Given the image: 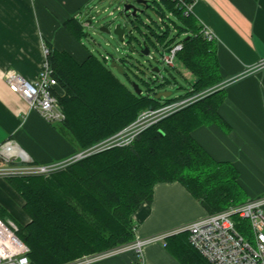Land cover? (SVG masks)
Returning a JSON list of instances; mask_svg holds the SVG:
<instances>
[{
  "label": "trees",
  "instance_id": "obj_1",
  "mask_svg": "<svg viewBox=\"0 0 264 264\" xmlns=\"http://www.w3.org/2000/svg\"><path fill=\"white\" fill-rule=\"evenodd\" d=\"M160 1L159 6L153 0L161 12L165 9L176 16L177 34L168 29L158 35L149 28L150 34L167 44L187 35L179 60L196 79L187 97L214 88L221 81L215 41L203 38V26L194 15L185 18L172 2ZM65 26L77 39L86 35L74 19ZM49 50L58 82L54 94L66 115L62 127L80 151L123 131L142 112L176 102L157 100V92L137 95L94 54L78 63L67 52ZM221 92L167 117L129 147L95 154L49 177L7 179L23 198V211L30 218L27 225H17V236L29 247L32 264H73L131 244L136 240L134 215L143 205L152 204L154 188L160 183L182 184L209 215L245 204L239 172L230 163L216 162L192 137L197 128L220 122ZM0 218L12 221L1 204ZM188 239V233L168 237L181 263L209 264Z\"/></svg>",
  "mask_w": 264,
  "mask_h": 264
},
{
  "label": "crops",
  "instance_id": "obj_2",
  "mask_svg": "<svg viewBox=\"0 0 264 264\" xmlns=\"http://www.w3.org/2000/svg\"><path fill=\"white\" fill-rule=\"evenodd\" d=\"M106 1L0 0V147L14 141L42 165L67 161L80 152L62 124L47 122L11 92L7 74L37 79L45 47L85 62L93 53L65 24L74 19L82 25ZM194 16L216 35L221 81L210 90L222 94L220 122L197 128L192 137L216 162L230 163L239 172L246 202L264 200V0H197ZM195 81L192 75L191 83ZM0 187L1 206L21 213L23 198L4 180ZM208 215L182 184H157L152 204L134 215L136 240L148 241L141 252L127 250L91 264H182L168 238L153 239ZM29 222L26 217L24 226Z\"/></svg>",
  "mask_w": 264,
  "mask_h": 264
},
{
  "label": "built area",
  "instance_id": "obj_3",
  "mask_svg": "<svg viewBox=\"0 0 264 264\" xmlns=\"http://www.w3.org/2000/svg\"><path fill=\"white\" fill-rule=\"evenodd\" d=\"M167 1L172 2L175 10L181 12L185 18L194 15V7L197 0ZM158 2L161 5V1L158 0ZM166 11L169 12V15L167 17L163 12L165 17H162L157 24L158 32H156L158 35H162L170 29L171 33L176 35L177 28L174 21L178 20L173 12ZM94 20V16H91L89 20H84L82 27H93ZM172 25L175 27H172ZM202 26L201 34L203 38L209 42L216 41V35L206 26ZM149 35L151 34L149 33ZM186 36L185 34L182 37L185 38ZM125 37L126 33L122 42L123 44H125ZM179 38L174 44H167L168 41L162 44L156 38L163 51L166 52L163 56V62L166 66L174 67L176 59L179 58V54L184 48L182 39ZM145 47L149 48L150 52L148 56L152 58L151 49L146 41ZM49 55L50 50L45 47L46 59L37 79L29 81L17 73L10 72L7 74V82L11 92L21 95L28 102L32 111L38 112L49 123L62 124L66 120V115L58 98L54 94L58 82L52 74ZM102 60L109 66L110 57H103ZM123 60L125 59H120V62H123ZM114 62L121 64L119 60H114ZM262 66H264V63ZM153 72L158 75L160 70L155 72V69H153ZM191 99L187 97L171 104H165L159 109L142 112L137 120L123 131L79 152L71 160L63 164H37L14 141L9 140L0 147V159L3 162L0 165V178L49 177L69 165L95 154L112 148L129 147L146 130L185 108L187 102ZM263 207L264 200L248 201L241 206H232L223 212L208 215L171 235H161L153 240H166L168 237L176 234L188 233L190 245L209 264H264ZM243 221H249L252 225L254 244L245 238L238 229ZM17 232L18 227L15 223L12 221L5 222L0 219V264H32L29 257L30 249L17 236ZM147 242V240H136L115 250L85 257L73 264H91L100 258L120 254L127 250H135L140 253Z\"/></svg>",
  "mask_w": 264,
  "mask_h": 264
},
{
  "label": "rangeland",
  "instance_id": "obj_4",
  "mask_svg": "<svg viewBox=\"0 0 264 264\" xmlns=\"http://www.w3.org/2000/svg\"><path fill=\"white\" fill-rule=\"evenodd\" d=\"M137 1L138 0H107L105 3L97 5L92 13V16L95 17L93 27L84 28L86 35L82 38V42L84 46L99 59L102 60V58L106 56L110 57L111 61L108 63L110 68L114 60H119L120 62V59H125V62H120V65L124 68L125 74H119L115 68H111V70L120 83L129 89L134 90L133 84H136L146 97L149 96V94H153V92H171L172 95L169 98L176 101L184 99L192 93L191 72L186 69L179 58L176 59L174 67L166 66L163 62V56L166 52L161 48V42L159 43L156 37L149 35V33H151L149 28L158 32L157 24L165 15L168 17L169 12L164 9V15L158 7L160 3L155 5L153 0H150L148 4H140ZM127 4H132L138 9L137 17H127V15L132 14V11H129L127 15L124 13V6ZM174 22L179 25L178 21L175 20ZM118 24L126 27L125 44L120 42L118 36L114 33L115 27ZM172 27L175 26L172 25ZM101 28H107L110 32H102ZM179 39L183 40L184 37L181 36ZM145 41L151 49L152 58L142 55V51L145 48ZM156 68L160 70L158 75L153 72V69ZM167 81H170V83ZM212 92L213 90H206L189 97L192 99L187 102L185 108L204 99ZM65 162L66 161L58 163L63 164ZM0 180H4L8 183L7 179L0 178ZM1 195L3 196L4 192H2ZM243 202L246 203L245 199H243ZM7 211L13 223L16 225L25 224L26 217L28 216L23 211V208L21 213L8 209ZM238 229L245 238L254 244V231L249 221H243ZM174 249L177 253V248L174 247Z\"/></svg>",
  "mask_w": 264,
  "mask_h": 264
},
{
  "label": "water",
  "instance_id": "obj_5",
  "mask_svg": "<svg viewBox=\"0 0 264 264\" xmlns=\"http://www.w3.org/2000/svg\"><path fill=\"white\" fill-rule=\"evenodd\" d=\"M150 0H138L137 2L140 3V4H148ZM129 11H132V14L131 15H127L129 13ZM124 13L127 15V17L129 16H133V17H137L138 15V9L135 8L134 5L132 4H127L124 6ZM101 31L102 32H106V33H109L110 31L107 29V28H101ZM115 35L118 36L120 42H123L124 40V35L126 33V27H124L123 25L121 24H118L116 27H115ZM149 48L148 47H145L144 50L142 51V55L144 56H148L149 55ZM111 68H115L117 69L118 73L119 74H125V71H124V68L114 62L111 64ZM159 69H155V72H158ZM133 88H134V91L137 93V95H142V91L140 90V88L138 87V85L136 84H133ZM172 95L171 92H161V93H158L157 96H156V99L157 100H161V99H166V98H169L170 96Z\"/></svg>",
  "mask_w": 264,
  "mask_h": 264
}]
</instances>
